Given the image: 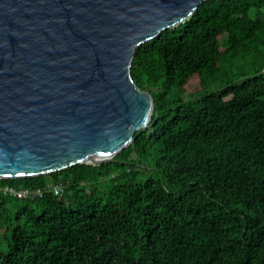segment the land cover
I'll use <instances>...</instances> for the list:
<instances>
[{
  "label": "trees",
  "instance_id": "1",
  "mask_svg": "<svg viewBox=\"0 0 264 264\" xmlns=\"http://www.w3.org/2000/svg\"><path fill=\"white\" fill-rule=\"evenodd\" d=\"M263 68L264 0H205L139 45L147 127L111 162L0 178L66 185L0 192V264H264Z\"/></svg>",
  "mask_w": 264,
  "mask_h": 264
},
{
  "label": "water",
  "instance_id": "2",
  "mask_svg": "<svg viewBox=\"0 0 264 264\" xmlns=\"http://www.w3.org/2000/svg\"><path fill=\"white\" fill-rule=\"evenodd\" d=\"M205 0H0V178L99 166L147 127L135 49Z\"/></svg>",
  "mask_w": 264,
  "mask_h": 264
},
{
  "label": "built area",
  "instance_id": "3",
  "mask_svg": "<svg viewBox=\"0 0 264 264\" xmlns=\"http://www.w3.org/2000/svg\"><path fill=\"white\" fill-rule=\"evenodd\" d=\"M264 74V68L262 69ZM66 185L63 182H48L45 187H0V192L3 195L15 197L19 199H35L40 198L44 193H52L53 195L61 196L64 194Z\"/></svg>",
  "mask_w": 264,
  "mask_h": 264
},
{
  "label": "rangeland",
  "instance_id": "4",
  "mask_svg": "<svg viewBox=\"0 0 264 264\" xmlns=\"http://www.w3.org/2000/svg\"><path fill=\"white\" fill-rule=\"evenodd\" d=\"M189 91H191V89ZM187 96H188V94H185L184 95V99L185 100H188L189 99ZM147 175L148 174L146 172H139L136 177L139 178V179H143V178H146Z\"/></svg>",
  "mask_w": 264,
  "mask_h": 264
}]
</instances>
